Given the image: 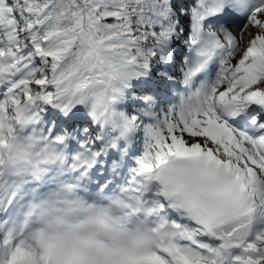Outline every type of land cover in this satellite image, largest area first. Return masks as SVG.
Segmentation results:
<instances>
[{
  "label": "snow or ice",
  "instance_id": "1",
  "mask_svg": "<svg viewBox=\"0 0 264 264\" xmlns=\"http://www.w3.org/2000/svg\"><path fill=\"white\" fill-rule=\"evenodd\" d=\"M0 264H264V0H0Z\"/></svg>",
  "mask_w": 264,
  "mask_h": 264
}]
</instances>
